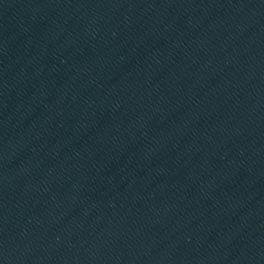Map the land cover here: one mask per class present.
Segmentation results:
<instances>
[{
  "label": "water",
  "instance_id": "obj_1",
  "mask_svg": "<svg viewBox=\"0 0 264 264\" xmlns=\"http://www.w3.org/2000/svg\"><path fill=\"white\" fill-rule=\"evenodd\" d=\"M0 264H264V0H0Z\"/></svg>",
  "mask_w": 264,
  "mask_h": 264
}]
</instances>
